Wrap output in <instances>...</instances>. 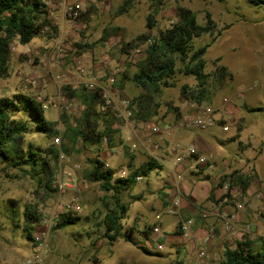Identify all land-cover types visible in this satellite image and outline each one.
Segmentation results:
<instances>
[{
	"label": "rangeland",
	"instance_id": "obj_1",
	"mask_svg": "<svg viewBox=\"0 0 264 264\" xmlns=\"http://www.w3.org/2000/svg\"><path fill=\"white\" fill-rule=\"evenodd\" d=\"M53 2L48 0L49 4ZM70 4H80L81 11L75 17L61 14V7L58 8L57 21L63 23V27L56 25L57 34L46 31L30 44L13 45L9 74L0 77V98L14 99L17 95H26L35 97L43 104L59 95L64 96V85L77 88L91 75L104 79L114 77L120 81L125 72L130 76L134 74V65L145 57L147 48L145 43L126 49V43L144 33L159 35L176 22L180 7L193 10L201 25H205L210 16L215 25L213 34H205L195 41L197 48L210 45L205 56L206 73L210 76L204 89L205 101L201 106H196L183 99L182 87H194L197 81L180 74L177 86L164 90L159 100L161 117L175 119L174 124L156 123L154 126L160 131L154 135L161 134L169 144L179 131L207 136L216 150L209 155L213 159L217 156L222 162L227 160L230 169L238 168L246 174L257 175L258 172L262 182L258 176L253 181L259 186L258 193L248 195L251 198L254 194H262L260 199L255 200L264 205V193L259 192L264 189V5H252L250 0H66L65 8ZM149 25H152V29H148ZM57 41L62 42V50L54 47ZM138 48L143 49V54L136 56L134 62H129V56ZM81 67L86 74L81 73ZM222 67L226 69L223 75L220 71ZM33 82L36 84L33 85ZM113 92L116 100L122 97L133 99L142 93L131 82H125L122 90L113 88ZM224 99L229 102L225 103ZM67 102L69 111L59 107L45 110L47 121L56 124L59 135L65 132L61 115L65 114L74 125L83 111L79 101ZM170 107L179 109L181 117L176 118L174 113H170ZM205 107L217 110L216 121L202 132L194 128L189 120ZM255 108H261V111H252ZM14 119L25 123L28 133L23 136L21 147L26 151H38L36 159L39 165L32 170L30 165L13 168L0 162V264H23L31 259L36 254L35 237L43 233L46 234L48 246L42 264L186 263L179 256L170 255L172 247L167 245L166 235L149 239L153 249L159 244L165 245V251L161 253L164 258L146 255L140 249L148 246L143 232L153 229L156 215L164 210L162 207L154 210L153 207L168 195L158 177L151 184V176L144 177L141 182L120 190L119 199L128 207L121 222L123 233L131 241L120 238L110 242L104 237L103 220L114 209V193L106 192L100 183L88 180L92 160L97 155L91 151H81L79 140L75 145L69 142L65 146L62 140L60 146L67 160L58 158L56 162L47 153L53 146V140L36 131L37 122L29 121L23 112L16 113ZM129 130L124 127L120 131L126 146L118 140L116 146H104L100 152L102 161L114 169L130 168V165L121 162L127 161L126 147L134 142L129 140ZM185 136L184 144L188 147V136ZM167 146H158L157 150ZM114 148L117 151H112ZM132 155L133 168L141 167L152 157L144 149ZM114 160L118 161L115 162L117 164H114ZM46 161L55 166L57 181L70 185L65 191L67 198L78 195L82 205V211L75 215L80 218L78 224L55 229L58 220L53 222L52 217H60L64 211L57 206L58 192L48 188L49 178L43 170ZM148 185L151 186L147 190ZM142 188L147 193L140 194ZM32 211L40 217L39 224L33 225L24 219V214ZM142 213L146 214L141 217ZM169 220H165L164 229L171 231L176 226L178 231L177 219L171 217L172 222ZM29 233L34 241L28 239ZM219 261L220 256L208 264H219Z\"/></svg>",
	"mask_w": 264,
	"mask_h": 264
},
{
	"label": "trees",
	"instance_id": "obj_2",
	"mask_svg": "<svg viewBox=\"0 0 264 264\" xmlns=\"http://www.w3.org/2000/svg\"><path fill=\"white\" fill-rule=\"evenodd\" d=\"M250 3L255 6L264 5V0H250ZM49 9L48 0H0V77H7L9 74L11 51L15 43L19 45L30 44L35 37L41 35L45 28H48V34L50 32L52 34L58 33L50 18ZM148 29H152V25H149ZM214 29L215 25L210 16L207 23L201 25L198 23L197 15L193 10L180 7L177 10L176 22L161 31L159 35H151L150 32L144 33L134 41L126 43V49L137 48L147 43L145 57L134 65L136 68L134 74L130 76L128 72H125L120 81H116L114 78L115 83L113 85V88L122 90L125 82H131L141 90L142 93L133 99L120 98L130 102L136 122H153L161 125L174 124L175 119L169 120L161 117L162 111H160L159 100L164 90L177 86V77L180 74L184 77H192L197 81L194 87L189 85L182 87L183 99L196 106H201L204 103V89L210 77L206 73L205 56L210 45L197 48L195 41L205 34H213ZM79 46L81 47V45ZM141 50V54H143V49ZM220 71L223 75L226 69L222 67ZM62 91L66 100H77L83 108L81 116L76 119L74 125L70 123L65 114L61 115V120L65 126V132L61 134L65 143L64 146L69 142L75 145L76 141L80 140L81 151L95 153L97 156L92 160L93 164L88 180L91 183H100L103 190L114 193V209L107 213L103 220L104 237L110 242H115L120 238H126L130 242L131 238L123 233L121 223L128 212V207L121 203L118 194L120 190L137 183L136 176L147 177L152 171L160 170L162 166L153 157H149L148 161L139 168L130 166L127 169L129 175L126 179H117L118 170L112 167L104 170V162L99 156L104 146L106 148L114 147L118 140L123 146H126L120 136V131L116 128L117 119L114 112L111 108L101 110L104 101L99 90H91L83 84L77 88L64 85ZM252 111H261V108H255ZM18 112H23L29 121L37 122L36 131L52 138L53 146L47 153L57 162L59 150L55 148L54 139L57 138L60 131L56 129L55 123L47 121L43 104L35 97L26 95H17L14 99L0 98V162L13 168H23L24 165H30L32 170H35L39 165L36 159L39 156L38 151H26L21 147L22 138L28 133V130L25 123L14 119ZM169 112L174 113L176 118L181 117L179 109L170 107ZM220 123L223 124V122ZM105 138L107 143L104 142ZM62 150L64 151L63 148ZM65 150L67 149L65 148ZM199 157L201 156L198 155L197 161ZM200 166L205 167L201 164ZM54 168L55 166H52L49 161L43 164V170L49 178L48 188L57 192V189L53 188H57ZM256 178L255 173L246 174L240 170H234L230 174L221 176L218 184L222 186L224 182L228 181L230 191L237 190L239 193L247 194L249 187ZM230 193L228 192L225 198L234 205L233 196ZM79 205L80 211H64L59 217L55 229L78 224L80 218L75 215L82 211L80 202ZM24 217L33 225L39 224L41 221L40 217L33 211L26 212ZM178 228L179 233H181L180 226ZM150 232L151 229L143 233L148 238ZM28 239L34 241L31 233L28 234ZM140 249L152 257L161 258L163 256L160 252L149 250L147 246L140 247ZM219 264H264V250H254L252 243L249 242L238 243L235 248L227 247L223 251Z\"/></svg>",
	"mask_w": 264,
	"mask_h": 264
},
{
	"label": "crops",
	"instance_id": "obj_3",
	"mask_svg": "<svg viewBox=\"0 0 264 264\" xmlns=\"http://www.w3.org/2000/svg\"><path fill=\"white\" fill-rule=\"evenodd\" d=\"M60 1L61 0H54L53 3L49 4V8L55 11H50V18L53 25L63 27V23L57 21L59 15H57L56 12L59 13L60 10L57 11V9L61 7L60 13L64 15L66 0H62L61 3ZM154 125L153 122H136L133 126L128 128L130 132L127 131V134L128 136L131 135L129 140L134 142L131 145L129 144L126 148L128 156L127 161L121 162L133 167L132 161L134 160V155L132 154L135 151L139 152L142 149L146 150L147 153L162 166L160 170H154L148 175L151 176L150 184L155 181V177H158L162 186H164V188L162 186L160 188H163L164 191H168V197L164 196V200L162 199V201L159 200L156 202V206L153 207L154 210H159L162 207L164 210H160L159 212L165 213L167 208L174 201H179L182 215L192 221L189 238L179 233V231L176 230V226L174 230H165V220L170 218L169 221H172L171 217H164L161 223L160 234L166 235V243L172 247V253L170 255L179 256L186 262L183 264H187V262L190 264H208L210 261L215 260L216 257L222 256L223 251L227 247L235 248L238 243L249 242L252 243V248L256 251L264 250V205H262L261 201L260 203L255 200L257 199L255 194L256 192L258 193L259 186L254 183L251 184L247 194L252 195L255 193L254 196L251 198L249 197L245 209L236 211L234 205L226 201V194L221 189V185L218 184V181L221 176L230 174L234 170L241 169H230L231 167L227 166L228 161L222 162V159H218L217 156L213 159L216 164L214 169L209 170L206 167L200 166V163L197 161L198 155H210L216 151L210 144V139H208L207 136L201 133L192 135L189 132L179 131L169 144L168 140L161 134L154 135V133H158L153 131ZM185 134L188 136L186 140L190 144L188 147L184 144ZM160 141H163V143L159 144ZM79 142V144H81L80 140ZM163 145L168 146L157 150L158 146L163 147ZM191 147L197 150V156H194L195 154H189L188 151ZM78 148L79 146L77 149ZM179 156L182 157L183 160L176 163ZM113 162L117 164L115 162L118 161L114 160ZM143 164L144 163H142L141 166ZM124 167L116 170L119 171L124 169ZM257 176L259 178L258 172ZM259 181H261L260 178ZM150 186L151 185L147 186V190ZM139 192L140 194L143 192L147 193L144 188L140 189ZM259 192L264 193V189ZM219 206L222 212H227L234 216L237 233L232 237L222 232V223H218L214 217H202L203 213H210ZM145 214L146 213H142L140 216L143 217ZM156 225L157 222L155 220L154 227ZM160 234L154 235L151 230L149 237H146L148 244L147 248L149 250L155 251V249L151 247L149 239H156ZM198 248L202 250L205 256V258L201 260H197L196 257V250ZM164 251L165 245L164 250L160 253ZM161 258H164V255Z\"/></svg>",
	"mask_w": 264,
	"mask_h": 264
},
{
	"label": "built area",
	"instance_id": "obj_4",
	"mask_svg": "<svg viewBox=\"0 0 264 264\" xmlns=\"http://www.w3.org/2000/svg\"><path fill=\"white\" fill-rule=\"evenodd\" d=\"M79 10H81L80 4H70L65 9V14L72 16H77L79 13ZM46 31H49L48 28H45L42 30V33H45ZM61 41H57L55 44V48L58 50H62L60 48ZM142 53L141 49H136L133 51V53L129 56V62H134V58ZM81 73L86 74V71L83 67L80 68ZM86 87H88L91 90H99L101 93V96L103 98L104 104L101 107V110L104 111L107 108H111L114 112L117 124L116 128L121 131L124 127L130 128L133 126L136 121L134 119L133 111L130 107V102L127 99H118L116 100L115 94L113 92V85L115 83L114 77H108L104 79L102 76L98 75H91L86 79L84 82ZM36 82H33V85H35ZM225 103H228V99H224ZM68 102L66 98L62 95H59L58 98L54 99L51 102H45L43 103L44 110H48L50 107H59L60 109L69 111L70 108L67 105ZM216 109L213 107H205L200 110L197 114H194L190 117V123L192 126L198 130L205 131L212 127L215 124V114ZM227 130V127H225ZM154 132H159L160 130L158 128L153 129ZM56 147L59 148V159L61 161L67 160L66 154L61 149L62 144V136L59 135L54 140ZM104 142L107 143V139H104ZM113 151H117L116 148L113 149ZM189 154L194 155L197 154V150L194 147H191L189 149ZM183 160L182 157H178L176 160V163H179ZM198 162L207 167V169L212 170L215 168L214 166V160L212 156L204 155L199 157ZM110 168V165L108 163H104L103 169L107 170ZM128 171L126 169H121L117 171L116 178L117 179H126L128 178ZM143 176H136L135 180L136 182H140L143 180ZM57 186V192L58 197H56L57 200V206L62 209L63 211H80V205H79V197L78 195H73L69 198L65 195V191L67 188L70 187L69 184H63L56 180L55 182ZM221 189L224 191L225 194L228 192H231L230 194L233 196L234 200V208L236 211H242L246 205V203L249 201V195L248 194H242L239 193L237 190L230 191V185L229 182L226 181L221 186ZM256 197L260 199L262 197V194H257ZM226 201L229 202V199L225 198ZM222 204V202H221ZM220 206L216 209L211 211L210 213H203V218H209L214 217L218 223H222L223 230L222 232L226 235H229L230 237L234 236L237 233L234 216L227 212H222L220 210ZM164 217H172L177 219L178 226H180L181 233L184 236H187L190 238V228L192 225V221L182 215V212L180 210V203L179 201H174L166 210L165 213L157 214L155 217V220L157 222V225L152 229V233L154 235H159L161 233V223L163 222ZM59 219L58 215H54L52 217V221H57ZM35 242L37 245L36 248V254L31 258L28 259L23 264H42L44 255L47 249V241H46V234L43 233L41 235H38L35 237ZM164 250V245L159 244L158 247L155 249L157 252H162ZM196 257L197 260L203 259L205 256L201 249L196 250Z\"/></svg>",
	"mask_w": 264,
	"mask_h": 264
}]
</instances>
